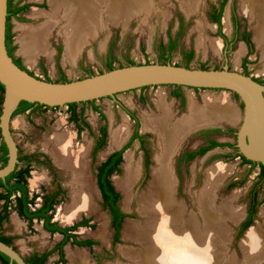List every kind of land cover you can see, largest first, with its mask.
<instances>
[{"label":"rangeland","instance_id":"1","mask_svg":"<svg viewBox=\"0 0 264 264\" xmlns=\"http://www.w3.org/2000/svg\"><path fill=\"white\" fill-rule=\"evenodd\" d=\"M16 1L18 0H13V2ZM21 1L31 5L26 11L17 16H12L10 19L12 44L15 47L13 53L26 68L41 78L59 80L61 72H63V75L68 80L82 78L90 75L89 73L96 74L107 69L106 63L110 56L113 57L112 63L114 67L126 65L128 60H132L135 63L170 61L181 65L192 67L205 66L207 68H221V66L227 63L231 69L242 71L241 59L246 54V47H244L242 40L237 39L232 47L227 48L224 46L221 36L217 33V25L211 22L209 18V12L221 0H199L197 9L191 12L188 17H186L187 12L183 6L186 3L182 5V0H142V3L136 0L139 8L143 5H146V7L139 10V8L134 6L128 15L129 18L123 16L118 20L112 19L111 21L106 19L103 11L101 13L102 24L96 27L95 35L81 46L80 50L72 58H69V54L66 52L67 41L62 31V27H64L67 21L65 15H63V10L56 11L55 7L49 3V0ZM136 1H133V5L136 4ZM228 6L229 14L227 19L225 14L228 12ZM232 10L249 30L251 39L254 40V22L250 21L247 14L243 12L241 0H227L224 4L221 20V30L227 37V41L233 36ZM145 12H148L149 15L145 14ZM180 19H182L183 29H179ZM22 25L40 30L48 26V29L45 31L46 51L37 54L31 62L20 52L18 36L20 34V26ZM180 30V35L176 37L177 32ZM199 36L205 37L204 44L198 43ZM170 39H175L177 44L171 51H168L166 48ZM205 39L207 40L205 41ZM210 41L217 42L215 50L211 48ZM254 41H252L251 45L252 53L247 59V70L251 76L253 75L256 78L264 80V55ZM189 50L193 52V55L187 61L185 55ZM173 89L174 87L170 85H154L148 86L145 89L138 88L120 92L115 95V98L102 97L95 99L93 103L80 102L77 104L76 110L77 112L82 110V119L87 123L81 127L80 131L77 130L73 122L68 121L69 108L67 105L41 108L38 112L33 111L29 114L26 112L16 113L11 120L12 135L20 152L22 154L34 153L38 157L45 155L52 163L53 168L51 171H48L43 165L33 163L28 178L30 192H39L41 188L50 190L56 185H61L64 195L54 208V220L62 225H70L83 216L91 217L94 227H79L76 233L78 237H93L97 239L99 245L94 246L95 251L100 250V247L104 244L103 242H106V237L104 239V237L99 236L103 223H105V236H108L110 233V228L108 229L107 225V212L100 205L101 197L96 188V166L108 154L117 150L119 145H122V147L126 145L132 135L136 122H138L139 133L145 135L146 143L141 146L137 139L133 140L126 148L124 155L126 152L132 153L131 164L134 167L139 166L140 175L136 180L133 179V183L129 187H124L123 180L126 177L124 156L119 171L111 176L112 184L122 193L120 194L119 206L126 214L123 224L130 221L143 225L146 218L139 210V195L145 189L150 179L151 168L155 164V155L159 152L160 145L155 126L148 125L146 121L151 117L157 119L161 116L163 110L162 103H164L165 109L171 112L170 120L172 124L178 118L180 119L190 112L191 101L196 102L195 105L201 107L204 105L203 101H205V97L226 99L227 108L234 112V119L227 120L229 121L228 123L222 122L220 119H218L220 121H215L216 123H220L221 127L225 130L224 134L217 136V139L224 143H235V136L231 132H234L237 128L242 104L233 92L202 88L193 89L182 86L181 91L185 96L186 106L185 109L181 110L177 99L172 97L171 92ZM95 107H97V110H95ZM128 111L133 113L136 120L130 118ZM100 113L103 117L100 116ZM104 125L107 130L105 143L92 157L91 150L98 138L99 128ZM124 127H126V131L122 134L123 137L120 143L112 145V131L117 128L125 130ZM198 129L190 133L187 132L188 134L181 140L177 149L172 154L171 164L177 179V197L184 200L188 210L196 212L197 208L192 197L194 196L193 192L202 187L208 170L219 166L225 169L226 174L215 189L213 208L218 209L220 206H223L224 211H227L226 208H230L231 206V210L237 209L240 211L239 215L245 214L246 194L252 183L257 180L259 166L256 165L254 168H249L248 164L241 162L239 156H237L238 152L235 146L218 147L214 149L216 153L214 155L207 153L187 164H179L178 156L180 153L187 148L196 147L199 143L200 140L194 134ZM226 130H230V132ZM64 131L71 137L70 145L74 154L78 153L79 149L86 148L85 161L88 166L95 198L94 211H82L74 218H70V220L66 218L67 214L65 212L72 201V188L70 184L72 176L69 169L62 168L54 162L46 143L51 134L56 132L62 133ZM144 149L149 152L147 164H144L143 161ZM37 176L38 181L33 182ZM231 183H233L232 186L228 185ZM258 192L263 199L257 208L253 222L244 231L238 234V227L243 218L235 222L233 219L226 217L221 222L224 232L221 233V240L218 241L217 247L214 251H211L216 259L227 260L228 257L235 256L238 260L237 264H264V261H262L264 258L246 263L244 251L240 248L241 240L246 237L251 228H255L264 234V181L258 187ZM222 217H224V214ZM218 224L221 225L220 223ZM123 227L125 225L122 226V229H124ZM0 231L4 235L12 237L11 244L24 257L34 250L49 249L60 239V235H50L44 231L41 223L37 220L28 222L18 215L14 209H10L8 217L3 222ZM123 235L121 232L119 242L115 245L110 255L103 261V264H134V261L125 256L121 251L125 248H136L138 245L132 239L126 238ZM222 245L223 249L220 247ZM211 248L212 245H210ZM107 249H110V247ZM215 251L218 254H214ZM78 253H85L86 260L84 263L91 264L92 258L86 248L70 246L69 243L65 244L64 255L67 264H73L69 255L77 256ZM57 257L56 252L52 253L48 258L47 264H53Z\"/></svg>","mask_w":264,"mask_h":264},{"label":"bare ground","instance_id":"2","mask_svg":"<svg viewBox=\"0 0 264 264\" xmlns=\"http://www.w3.org/2000/svg\"><path fill=\"white\" fill-rule=\"evenodd\" d=\"M133 1L136 0H49L56 11L63 10L67 20L62 31L67 41L68 57H74L81 46L95 35L96 27L102 24L103 11L108 21L118 20L123 16L129 18L131 9L134 6L139 8L137 1L142 3V0H137L133 5ZM198 1L195 0L193 3V0H182L181 4L186 3L183 5L185 10L191 13L197 9L200 2ZM144 7L146 5L141 6L139 10ZM241 8L254 22V39L264 55V0H241ZM148 12L145 14L149 15ZM47 29L48 26L41 30L26 25L20 26L18 36L20 52L28 61L31 62L37 54L46 51L45 31ZM204 38L200 37L198 43L204 44ZM210 46L215 50L217 42L210 41ZM204 100V105L201 107L190 100V112L178 118L175 123L171 124V112L165 109L164 103L161 105L163 110L160 117L145 120L148 125L155 126L160 145L159 152L155 155V164L151 168L150 179L139 195V210L146 216L143 225L129 221L124 227V237L132 239L138 246L122 249L121 252L133 260L134 264H237L238 262L235 256H230L227 260H218L211 253L221 240V233L224 232L221 223L224 218L236 220L241 216L240 211L231 210V206L226 208L227 211H224L223 206L218 209L213 208L215 189L223 180L226 174L225 169L219 166L212 167L205 175L202 187L193 192L196 212L188 210L184 200L176 195L177 179L171 164L172 154L189 129L198 124L213 123L218 119L229 121L234 119V112L227 108L226 99L205 97ZM124 128L125 130L117 128L112 131V145L120 143L122 134L126 131V127ZM70 138V135L64 131L51 134L46 141L54 162L62 168L69 169L72 176L70 182L72 201L69 206L67 205L65 212L69 220L82 211L95 210L93 186L85 161L86 148H81L74 154ZM131 154L126 152L124 155L126 162L124 187H129L133 179L136 180L140 175L139 166L134 167L131 164ZM37 181L38 176L33 182ZM223 214L224 217H222ZM262 233L251 228L246 237L241 240L240 248L244 251L246 263L264 258V234ZM99 236L105 237V223L101 227ZM210 245H212L211 249ZM220 247L223 249V245ZM214 254L218 252L215 251ZM70 256L74 264L85 262V255L82 253Z\"/></svg>","mask_w":264,"mask_h":264},{"label":"water","instance_id":"3","mask_svg":"<svg viewBox=\"0 0 264 264\" xmlns=\"http://www.w3.org/2000/svg\"><path fill=\"white\" fill-rule=\"evenodd\" d=\"M227 10L225 17L228 19L229 6ZM7 14V0H0V83L4 87L0 112V136L7 150L6 162L0 166L2 181H5L6 176L19 163L18 146L12 135L11 120L21 101L62 106L102 97L115 98L120 92L154 85H179L235 93L242 108L237 128L233 132L234 146L244 158L260 163L264 168V83L254 79L250 74L231 69L227 63L221 68H201L170 61H154L116 66L72 80H47L30 73L26 68H21L8 54L5 43ZM190 14L186 13V17ZM216 125L220 123L196 125L189 129L188 133L200 127ZM121 147L122 145H119L117 149ZM96 188L99 193L97 184ZM114 188L118 191L116 187ZM244 215L234 221L238 222L244 218ZM123 230L121 229L122 234ZM0 252L9 258L8 264H29L12 244L1 239Z\"/></svg>","mask_w":264,"mask_h":264},{"label":"flooded vegetation","instance_id":"4","mask_svg":"<svg viewBox=\"0 0 264 264\" xmlns=\"http://www.w3.org/2000/svg\"><path fill=\"white\" fill-rule=\"evenodd\" d=\"M221 1L219 2V4L216 7L211 9V11L209 12V18H210L211 22H213V23H215L217 25V33H218L219 36H221L222 41L224 42V46H226L227 48L228 47H232V45L234 44V42L237 39L242 40L244 47H246V54L241 59L242 72H244V71L248 72V70H247V59H248V56L252 53L251 45H252V41H254L255 39L254 40L251 39L249 30L243 25L242 21L239 19V17L236 16L235 12L232 10L231 22H232V25H233V28H232L233 29L232 30L233 31V36H232V38L229 41H227L228 40L227 37L224 35V33L221 30V20H222V14H223L224 7H223V10H222V13H221V17H220V24L217 21L214 20L216 15L218 14V12H220L219 5H220ZM16 2H18L19 5L24 4L21 0H18ZM179 29H183L182 19H180ZM254 42H256V41H254ZM189 51H191V50H189ZM12 57H13V60L18 58L14 53L12 54ZM19 64H20V66H23L24 68H26L22 64L21 61H20ZM26 69L30 73L35 74L33 71L29 70L28 68H26ZM247 74H249V72ZM252 77L254 79L258 80L259 82H263L264 83V80H262L261 78H256L253 75H252ZM170 86L174 87V89L171 92V94H172V97L174 99H177L179 108L181 110L185 109L186 99H185L184 94L181 91V87L182 86H179V88H177V86H175V85H170ZM140 89H145V88H140ZM193 89H199V88H193ZM176 90H178V92H179L178 95H174L173 94L174 91H176ZM83 103H85V101ZM39 104H33V105L27 107L23 112H26V113L29 114L30 112H33V111H35V112L37 111L38 112L39 109H41V108L53 107V106H47V105H44V104H42V105H39ZM80 112L81 111L77 112V110H76L78 120H74V121L71 120V118H70L71 112L70 111H69V115H68V121L73 122L75 124V126L77 127L78 131H80L82 129L81 127L83 125L85 126L87 124L85 121H83L82 113H80ZM128 115L133 120H136V118L133 115V113L128 111ZM137 124H138V122H137ZM101 127H103V126H101ZM135 127H136V123H135ZM135 127L133 129V132L135 131ZM100 128H99L98 138L96 139V142H95V144H94V146H93V148L91 150L92 157L97 152V151H95V147H96V144L100 140ZM226 131L228 132V130H226ZM133 132H132V134H133ZM137 132H138L139 135H142L141 133H139L138 127H137ZM224 132H225V130L220 125L200 127L197 131L194 132L196 137L200 140L199 143L197 144L196 147L187 148V149L183 150L180 153V155L178 156L179 164H182V163L183 164H187V163L191 162L192 160L196 159L197 157L204 156L209 151H210L211 155L216 154L214 149H216L218 147H223L225 145L213 146V147L208 148L206 150H203V149L208 147L212 142H216L217 144H223L224 142L219 141L217 139V136L219 134H224ZM106 135H107V130H106ZM105 139H106V137H105ZM141 139H142V141L137 138V140L140 142V145L143 146L146 143L145 135H142ZM231 147H234V146H231ZM117 150H119V149H117ZM117 150H115V151H117ZM238 154L239 153H237V156H239ZM217 155H219V154H217ZM18 156L21 157V158L23 156H25V157H23L20 160V163H18V168H26V167H28L29 168V176H30V173H31V169H32L33 163L43 165L46 169H48V171H51L52 168H53L52 165H51L52 163H51L50 159H48V157H46L45 155H41L40 157H38L34 153L22 154L20 152V150L18 149ZM106 157L104 159H106ZM239 158H240V156H239ZM122 160H123V157H122ZM240 160H241V158H240ZM143 161H144V164H147L148 161H149V152L146 149H144V152H143ZM244 164H246V163H244ZM256 165L257 164H255V165L248 164L249 168H254ZM119 167H120V165H119ZM29 176L26 178L27 187H28V178H29ZM111 176H110V180H111ZM95 177H96V173H95ZM232 184L233 183L228 184V185H232ZM253 185H254V183H252L251 187L249 188V190H248V192L246 194L247 199H246L245 215H244V218L242 219L241 223L239 224L238 232L240 231L242 222H244L247 219V216H248L250 210L252 209L253 201H254V208L256 209V211H255V215H256L257 208H258L259 204L261 203V201L263 199V197H260L258 190L256 191L255 196H253L251 193H249L250 190L252 189ZM28 190H29V187H28ZM28 193H29V196H32L33 194H37V196L35 198V203L32 206V209L39 208V207L44 208V210L46 212V216L50 215V218L47 220V223H49V226H54V227L60 226V227H69L70 228V230H68V234L70 236L67 238V240H65L63 242V244H61L60 249H57L56 248L57 245L64 240L65 234L61 233V232H58V231L51 232V231L45 229L44 228V224L46 223V221L43 218L39 219V220L34 218L33 220H37L38 222H40L42 229L44 231H46L48 234H50V235H54V234L60 235V239L57 242H55L54 245L51 248L46 249V250H41V251L34 250L28 256L24 257V258H27L30 261H32L34 264H39V263L47 264L49 256L52 253H54V252L57 253L58 257L54 261L53 264H62V263L67 264L66 263V259H65V255H64V246H65L66 243H69L70 246H76L77 248H83V249L86 248L89 251V253L91 255V258H92L91 264H103V261L110 255V253L113 251L115 245L119 242L122 226H121V228L118 231L112 225V215H111L110 208L108 207L107 203H105V200L102 198L101 194H100V197H101L100 205L107 212V217H108L107 225H108V229L110 228V233L108 234V236H105L106 239L104 237L106 242L102 241L105 245L103 244V246L100 247V250L95 251L94 246L95 245H99V241L97 239H95L93 237H78V235L76 233V230L79 227H90V228L94 227V224L92 223L91 217L83 216V217H81L80 219H78L77 221L73 222L70 225H62L61 223H59V222L54 220V218H53L54 208L60 202V200L62 199V197L64 195V191H63L61 185H56L54 188H51L50 190H45V189L41 188L39 192L38 191L37 192H30V190H29ZM99 193H100V191H99ZM38 199H39V201H38ZM118 205H119V202H118ZM119 208H120V206H119ZM0 210H1V207H0ZM120 211L123 212L121 210V208H120ZM17 214H18V212H17ZM83 219H87L85 224H77ZM123 222H122V225H123ZM2 225H3V223H2ZM0 230H1V228H0ZM0 233H1V231H0ZM84 240H90V243L84 244V245H78V244H76L74 242V241H84ZM96 241H98V242H96ZM108 247H110V249H107ZM48 251H51L50 254L47 257L44 256V253H47ZM60 253L62 254L63 258L65 259L62 262L59 261ZM84 255H85V253H84ZM85 260H86V256H85ZM84 264H86V263H84Z\"/></svg>","mask_w":264,"mask_h":264},{"label":"trees","instance_id":"5","mask_svg":"<svg viewBox=\"0 0 264 264\" xmlns=\"http://www.w3.org/2000/svg\"><path fill=\"white\" fill-rule=\"evenodd\" d=\"M225 2H226V0L221 1L220 5H219L220 12H218V14L216 15V17L214 19L219 24H220V17H221V13H222ZM30 5L31 4H28V3H24V4L19 5L18 2H13V0H7V12H8V14L6 17V39H5V43H6L7 52L11 56L13 54L15 47L12 44V34L10 31V27H11L10 19L12 16H17V15L23 13L24 11H26ZM180 33H181V30L177 32L176 37H178L180 35ZM176 44H177V42L175 39H170L168 41V45H167L166 49L168 51H171L176 46ZM192 55H193L192 51H189L186 53L185 56H186L187 61L192 58ZM112 58L113 57L110 56L109 59L107 60L106 67L108 70L114 68V65L112 63ZM14 62L20 66V64H19L20 59L19 58L14 59ZM133 63H135V62H133L132 60L127 61V64H133ZM186 66H188V65H186ZM20 67L24 68L23 66H20ZM200 67L201 68H207L205 66H200ZM244 72L246 74L248 73L247 71H244ZM89 74H92V73H89ZM45 79L50 80V78H45ZM66 80L67 79L63 75V72H61L60 79L57 81H66ZM175 86H177V88H179V85H175ZM146 87H148V86H143L141 88H146ZM3 91H4V87L0 83V112H1V102H2V98H3ZM173 94L178 95L179 94L178 90L174 91ZM236 97H237V95H236ZM94 100H89V101H85V102L92 103ZM78 103H80V102H71V103L66 104L67 107L69 108V111L71 112L70 118L72 121L78 120L77 113H76V106ZM81 103H83V102H81ZM33 104H39V103L21 101L18 105V108L13 113V115H15L16 113L23 112L27 107H29ZM39 105H42V104H39ZM96 108L97 107H95V110H97ZM80 113H82V110ZM100 116L103 117V115L101 113H100ZM228 132H230V130H228ZM231 133H233V131ZM105 137H106V127L103 126L100 128V140L96 144L95 151H97L98 149H100L104 145ZM137 138L142 141V139H141L142 135H139L137 132V122H136L135 131L133 132L132 136L130 137V139L126 143V145H124L119 150L113 151L112 153L108 154L106 159L101 161L96 167V183H97L98 189L100 191L102 198L105 200V203H107L108 207L110 208L111 215H112V225L118 231L122 226V222L124 221L126 214L124 212L120 211V208L118 205V202L120 199V193H119V191H116L114 186L112 185L111 180H110V176L119 171V165L122 162V152L130 145V143L134 139H137ZM0 139H1V136H0ZM217 145H225L228 147L234 146V144H231V143L217 144L216 142H212L208 147L204 148L203 150H206L208 148H211V147L217 146ZM6 152H7V150H6L5 144L3 143V141H1V143H0V166L5 164V162H6V159H7ZM238 155L240 156L241 161L243 163L252 164V165L257 164L259 166V171L257 173V180L254 182V185L252 186V189L249 192L253 196H255V193L258 190V187L264 181V168L260 163L252 162V161L244 158L242 155H240V154H238ZM23 157H25V156H23ZM22 158L18 156L19 163H20V160ZM28 176H29V168L28 167L18 168V164H16L15 169L9 175L6 176L5 181H2L0 179V202H1L0 203V207H1V210H0V228L2 226V223L7 219L10 209L16 210L22 218L27 219L29 222H32V220L34 218H36L38 220L43 218L46 221V223L44 224L45 229H47L51 232L58 231V232L65 234L64 240L61 243H59L56 247L57 249H60L61 244H63V242L65 240H67V238L70 236L68 234V230H70V228L69 227H60V226H56V227L49 226V223H47V220L50 218V215L46 216V212H45L44 208L39 207V208L32 209V206L35 203V198H36L37 194H33L32 196H29V193H28L29 190H28V187L26 185V178ZM230 186H232V185H230ZM255 211H256V209L254 208V201H253L252 209L250 210V212L247 216V219L244 222H242L241 228H240V231L238 232V234L241 233L242 231H244L253 222V219L255 217ZM86 221H87V219H83L77 224H85ZM0 239L4 242L8 243V244H11L12 237L0 233ZM74 242L78 245H84V244L90 243V240L74 241ZM50 252L51 251L44 253V256L47 257L50 254ZM24 259L29 264H34L29 259H27V258H24ZM64 260L65 259L63 258L62 254L60 253L59 261L62 262ZM8 263H9V258L0 252V264H8ZM13 264H16V263H13ZM39 264H41V263H39ZM62 264H64V263H62Z\"/></svg>","mask_w":264,"mask_h":264}]
</instances>
